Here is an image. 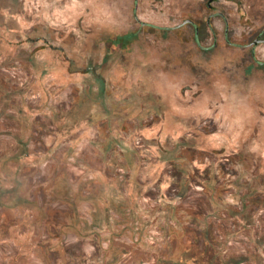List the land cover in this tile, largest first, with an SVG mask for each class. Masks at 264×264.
Segmentation results:
<instances>
[{
  "label": "rangeland",
  "instance_id": "obj_1",
  "mask_svg": "<svg viewBox=\"0 0 264 264\" xmlns=\"http://www.w3.org/2000/svg\"><path fill=\"white\" fill-rule=\"evenodd\" d=\"M0 264H264V0H0Z\"/></svg>",
  "mask_w": 264,
  "mask_h": 264
}]
</instances>
